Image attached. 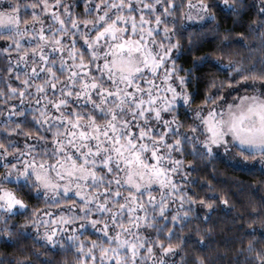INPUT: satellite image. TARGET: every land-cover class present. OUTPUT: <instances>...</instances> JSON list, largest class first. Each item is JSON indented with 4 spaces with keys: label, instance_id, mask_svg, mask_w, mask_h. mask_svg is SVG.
Here are the masks:
<instances>
[{
    "label": "snow or ice",
    "instance_id": "6c2138e0",
    "mask_svg": "<svg viewBox=\"0 0 264 264\" xmlns=\"http://www.w3.org/2000/svg\"><path fill=\"white\" fill-rule=\"evenodd\" d=\"M176 8L184 6L174 0H0V53L8 61V90L0 89V104L7 106L0 110L5 244L27 239L31 225L34 240L49 251L71 252V264H186L183 255L171 262L164 257L177 255L180 246L171 241L188 217L184 204L194 202L182 188L184 169L192 166L184 160L188 146L191 155L234 170L252 171L258 158L264 173V6L257 9L260 21L249 25L259 30V46L250 47L243 33L228 42L259 55L227 64L217 57L216 67L230 75L219 86L209 81L216 94H206L195 109L188 85L199 79L195 66L210 60L199 57L189 69L177 65L182 46L168 20ZM213 8L233 17L246 10L237 0H187L183 18L215 22ZM225 85L231 99L222 94ZM181 106L194 116L186 128ZM23 125L40 131L34 136ZM8 133L26 137L23 148ZM21 192L43 196L45 208H33L24 225L9 226L11 216L29 210ZM247 250L246 264H264V248L249 242ZM35 254L44 257L40 264H53L46 253ZM0 264L36 262L25 255ZM193 264L205 260L197 256Z\"/></svg>",
    "mask_w": 264,
    "mask_h": 264
},
{
    "label": "trees",
    "instance_id": "16d2710c",
    "mask_svg": "<svg viewBox=\"0 0 264 264\" xmlns=\"http://www.w3.org/2000/svg\"><path fill=\"white\" fill-rule=\"evenodd\" d=\"M207 2L213 5L216 0H207ZM237 2H242L246 6V10L240 17L225 16L219 8H213L217 17L215 22L185 24L183 17L184 10L187 8V0H174L175 5L184 6V8H176L175 15L168 18L170 24L176 25V38L182 46L181 51L175 54L178 57L177 65L189 69L194 67L193 61L199 57L208 56L210 60L208 64L195 66L193 75L199 79H194L188 85V91L195 93L191 103L193 106H202L201 102L206 94H216L215 87H208L209 81L214 79L219 86V83L226 81L230 75L231 70L216 67L214 61L217 57L227 64L230 58H243L247 63L250 56L259 55L258 52L249 53V50L240 44L228 43L240 40L239 34L243 33V38L250 47L256 48L260 44L259 30L252 31L249 25L260 21L261 17L257 9L264 5H260V0H237ZM76 11L82 12L83 6L76 7ZM225 36L228 37L227 41L223 39ZM4 46V41L0 40V48ZM222 51L225 54L220 56ZM6 55L0 53V89L5 92L8 90L5 83L8 64ZM11 56L15 58L16 53L12 52ZM180 74L185 75L184 72ZM8 82L13 86L18 84L14 79ZM221 91L225 97H229L226 85ZM12 103H19V101L13 99ZM6 108V105L0 104V110H6ZM186 113L185 107L181 106L178 116L185 126L192 123L191 117ZM29 119H31L30 115ZM3 120L4 116H0V121ZM23 126L32 131L34 136L40 131L32 125ZM7 137L15 143V147L23 148L26 137L18 133H8ZM4 139L5 133L0 128V140ZM28 142L34 141L28 139ZM184 160L185 162L192 161V166L184 169L188 175L183 178L182 188L184 192L193 197L194 202L184 204V211L188 212V217L178 222L183 223L184 226L175 229L176 235L171 241L180 246L176 249L177 255L168 254L164 259L171 262L179 260L180 255H183L186 264H193L197 256L202 257L205 264H246V260L250 261L252 257V253L247 250L249 242L257 250L264 248V173L260 170L258 158L253 161L256 164L254 170H234L218 159L191 155L190 146H188V150L184 153ZM3 171L0 168V172ZM20 195L29 205V210L21 215L11 216L9 226H22L26 219L31 218L33 208L41 210L45 208L43 196L37 198L34 193L28 194L27 192H21ZM224 199L228 201L227 204L223 203ZM202 200L211 202L212 208L206 207L201 202ZM170 203L173 208L178 207V202ZM51 210L54 214H58L57 209L52 208ZM2 226L3 220H0V227ZM28 230L31 235L27 239L21 238L15 245L5 244L0 238V259H20L27 255L36 264H40L44 257H38L35 254L39 252L46 253L53 264H63L64 260L71 264L73 259L71 252L62 254L49 251L42 246V243L32 238L35 236L36 229L29 225Z\"/></svg>",
    "mask_w": 264,
    "mask_h": 264
},
{
    "label": "rangeland",
    "instance_id": "374dc122",
    "mask_svg": "<svg viewBox=\"0 0 264 264\" xmlns=\"http://www.w3.org/2000/svg\"><path fill=\"white\" fill-rule=\"evenodd\" d=\"M196 2H193V4H195ZM192 12H193V14H195V12H196V10L195 9H192ZM170 20H173V19H170ZM184 23L185 24H198V23H202L203 21H199V20H186V19H184ZM176 54V53H175ZM225 98H227V97H225ZM227 99H231V98H227ZM217 103L219 104L220 103V101L218 100L217 101ZM211 104V102L209 103V105ZM197 107H200V106H193V105H191V108L192 109H195V108H197ZM186 109V108H185ZM187 111V113H186V115H189L190 117H191V119H192V123H193V120H194V116H193V114L190 112V111H188V110H186ZM179 119H180V117H179ZM190 124V123H189ZM187 126H185V128H186ZM214 151H216V149L214 148ZM40 231L42 232L43 231V226H41V229H40Z\"/></svg>",
    "mask_w": 264,
    "mask_h": 264
}]
</instances>
